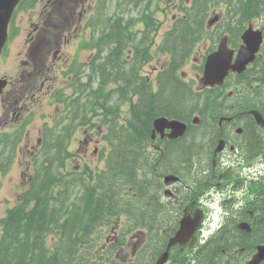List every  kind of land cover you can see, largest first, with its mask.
Here are the masks:
<instances>
[{
	"label": "flooded vegetation",
	"instance_id": "1",
	"mask_svg": "<svg viewBox=\"0 0 264 264\" xmlns=\"http://www.w3.org/2000/svg\"><path fill=\"white\" fill-rule=\"evenodd\" d=\"M163 1L167 8L176 9L166 29L162 26L166 17ZM245 1L239 6L237 1L226 5L225 0H46L42 5V0H21L0 52V162L5 165L3 171L0 169V181L1 171L10 168L16 152L29 153L32 162L27 164L33 166L41 151L49 159L51 151L81 148L82 139L76 136L87 132L85 119L97 118L94 130L99 131L101 120L107 118L106 129H102L106 133L137 120L146 132V142L140 146L139 176L141 195L150 205L145 211L151 212L157 205L155 225L170 223L168 230H164V224L154 242L147 234L133 239L137 243L121 264H199L196 253L211 252L212 245L219 243L218 232L231 228L233 223L249 224L261 204L260 198H264V126L252 114L258 111L264 122V13L258 10V2L264 0ZM38 6L40 11L36 12ZM248 9H255L256 17L247 18ZM237 11L242 13L238 18L233 15ZM21 15L30 20L36 15L32 20L39 22H31L26 31L16 20ZM186 24L190 28L188 35L199 40L181 61V67L189 64L193 73L189 85L197 86L193 93L213 101L202 105L197 113L189 109L181 119H177L174 102L178 96L166 98L168 102L161 113L153 107L158 112L155 117L184 124L182 136L174 138L168 125L160 131L154 128L157 118H146V110L148 100H162L157 94L166 77L162 74L163 36L184 31L181 27ZM246 29L262 35L251 62L239 73L229 71L222 84L202 88L206 56L216 52L224 40L235 61ZM19 37L21 41L13 47L14 39ZM234 38H238L236 44ZM203 39H209L211 45L203 46L205 52L198 58ZM71 41H78L80 46L73 52L67 48ZM182 76L184 73L177 76L181 84L186 83ZM230 87L234 91L229 96L234 93L237 100L227 104L222 94ZM100 88L107 95L97 98ZM97 101L104 102L108 111ZM251 102H259L260 109H251ZM44 106L55 111L47 117L42 111ZM33 132L38 135L35 139L31 137ZM179 148L188 160L178 154L174 168L169 164L174 160L168 156L179 152ZM148 165L155 166L151 182L145 175ZM29 171L28 166L20 174L23 183L30 181ZM183 220L186 232L179 243L169 245ZM219 259L214 264L221 263ZM109 264H114L113 259Z\"/></svg>",
	"mask_w": 264,
	"mask_h": 264
},
{
	"label": "trees",
	"instance_id": "2",
	"mask_svg": "<svg viewBox=\"0 0 264 264\" xmlns=\"http://www.w3.org/2000/svg\"><path fill=\"white\" fill-rule=\"evenodd\" d=\"M229 1L234 3L237 1L239 6L244 3L243 0H225L226 5ZM241 11L243 12L244 9ZM181 28H184V31L163 36V57L172 58L168 66L165 65L166 62H162L163 77L172 72L173 68L174 74L175 70L181 67V61L189 55L190 50L199 40L197 37L188 35L187 32L190 29L188 24ZM173 74L172 78L165 77L164 79L165 91L159 95L162 100L158 102L148 100L146 118L152 119L158 113L153 107L161 113L168 102L165 99L171 96V92H178L172 81L173 79L178 83V79ZM101 95H107L103 88L97 92V98ZM175 96H178L174 101L177 105L182 102L179 97L180 92ZM211 100L205 99L206 102H203V105ZM97 102L104 106V102ZM257 104L259 105V102H251V109L259 110L260 105ZM137 123V120L135 124L132 120L121 130L117 129L111 135L102 137L104 141L102 148L106 155L104 166L99 171L91 170L87 166H84V172L68 171L63 161L67 156L66 152H63L65 156L62 159L61 151H51L49 160L41 152V160L36 164L33 180L28 183L27 187H24L23 192L17 194L15 204L5 211L0 221V264H109L112 259L114 264H117L111 248L108 247V238L118 241V245L113 248L119 251L118 247L124 248L129 236L147 234L149 240L154 242L153 238L158 236L164 224V230H168L169 221L155 228L156 217L159 214L156 215L155 210L145 211L146 199L144 202L139 188L141 186L138 185L137 189L129 190L131 186L137 184L141 162L140 146L146 142V132L138 126L141 122L138 125ZM112 162L122 169L121 176L115 175ZM127 169H129V178L123 177L127 175ZM128 180L129 183H126ZM141 197L143 198L140 200ZM83 202L84 205H80ZM254 214V219L249 223L250 232L238 230L237 223H233L232 227L227 230H221L218 233L219 236L216 235L220 248L215 247L216 250L213 248L211 252L196 253L199 264H208L209 261V264H214L219 257H222L220 264H226L224 261L231 255L232 258H230L234 263L229 261L228 264H245L254 254L255 247L258 244L264 245V199L255 209ZM122 216L126 223L117 228L114 227L113 224L117 223ZM133 224L134 226L127 228L128 225ZM247 237L250 238L248 242H246ZM254 237L256 241H260L254 242ZM219 251L220 253L225 251V253L219 256Z\"/></svg>",
	"mask_w": 264,
	"mask_h": 264
},
{
	"label": "rangeland",
	"instance_id": "3",
	"mask_svg": "<svg viewBox=\"0 0 264 264\" xmlns=\"http://www.w3.org/2000/svg\"><path fill=\"white\" fill-rule=\"evenodd\" d=\"M42 1L43 2L40 5H42V4H44L46 2V0H42ZM259 3L260 2H258V10H259V12L264 13V3H261V4H259ZM161 6L164 8V12L166 14V17H164V19L162 20V26H163V29H166L170 25L171 17L176 14V9L171 10V9L167 8V5L164 3V1L161 3ZM117 8L120 10L121 6H117ZM219 8L221 10V7H217L216 9L219 10ZM38 11H40V6H38L37 9H36V12H38ZM223 13L224 12L222 11L219 15H222ZM254 13H255V9H248V10H246L245 14L253 16ZM21 16H22L21 18H17L16 20L20 21V25L19 26L22 29H25L26 31L29 28L31 22L32 23H38L39 22V20H37V19L32 20V18L35 17L36 15H34L31 18V20H30V18L28 16H24V15H21ZM251 16H247V18H250ZM41 22H42V20H41ZM61 27H62V25H61ZM62 31H65V29H63ZM227 31L224 29V32H227ZM237 39L238 38H234L233 39L234 43L236 42ZM19 41H21L20 37H19V39H14V41L12 43V46L13 47H17ZM210 45H211V41L209 39L208 40H204V39L202 40V45L197 50L198 58H199V55H200L201 52H205L203 46L210 47ZM60 46H64L65 47L66 45L62 44ZM78 47H80L78 41H71L70 45L67 46V48L71 52H73L74 49L78 48ZM63 51H65V49ZM188 65L189 64H186V65L183 66L182 73H184V76H182V78L186 82V83L183 84V86L189 92L186 95L179 96V97H181L182 102L178 103L176 107L178 109H180L181 111L182 110L183 111L184 110L188 111L189 109H196V111H197V109L200 108L202 106V104L200 102H198L199 101V96L197 98H195V95L192 92V91L196 90V86L195 85L191 86L192 91L189 88L190 87L189 86L190 77L193 75V73L190 71V67ZM10 71H11V69L8 70V72H10ZM11 73H14V71H11ZM17 79H18V77H17ZM230 91H234V89L232 87L227 88V89H225L223 91L224 94H222V97L224 98V100H225V102L227 104H232V103L236 102V100H237L236 94L232 93V96L231 95L229 96V92ZM179 92H184V89L181 86H179L178 92L175 95H179ZM236 104H238V103H236ZM239 105H242V104H239ZM101 107L103 108V106H101ZM101 107H99V108H101ZM183 107L185 109H182ZM42 111H43V113L47 114V117H48L50 115V112H54L55 109L44 106ZM179 114L183 115V113H179ZM37 121H38V119H37V116L35 115L34 122H37ZM92 121H98V119L97 118L85 119L84 123H91ZM31 137H32V139H35L36 137H38V135H37L36 132H33L31 134ZM90 137L92 139L91 144L87 145V142H89V138ZM90 137L89 138H84V136L81 137V136L78 135V138H81L82 141H84V145L85 144L87 145V149L85 151H83V159L85 161H87V162L89 161V162L93 163V167L90 166V167H92V168H90L91 170H94V169L95 170H99V168H96L94 166H95V163L98 166H101L100 162L96 159V157L92 156V152H93L94 147L96 146V143L101 141L102 136L101 135H97L95 132L91 131L90 132ZM180 151L179 152H175L174 151L172 154H170L168 156L170 160L171 159L174 160L171 163H169L174 168H177V162H176L177 159H174V157L177 156L180 153ZM181 156L184 157V160H188V156L187 155L182 154ZM74 159L77 162H81V155L79 153H76L75 156H74ZM27 162H32L29 153H25V154L23 153V154L19 155L16 152L15 155H14V159H13L12 165L10 166L9 169L6 170V172L1 177V181H0V221L2 219V216L4 215V211L8 207L13 206L15 204V202H16V200H15L16 199L15 198L16 194H14V193L15 192L17 193L16 185L21 180L20 177H19L20 174L22 172H26L27 169H28V166H29V168L33 167L32 163L30 165H28ZM161 169L163 170V167H161ZM123 215H125V214H123ZM218 219H219V216L214 217L212 223L213 224L217 223ZM162 222H163V220H162ZM124 223H126L125 222V218H124V216H122V218L118 219L117 223H114L113 225H114V227L117 228L119 226H122ZM130 226H134V224L133 225H128L127 228H129ZM0 232H1V228H0ZM208 234H209V231H206L205 235H208ZM158 238H159V235L155 238L154 241H156ZM108 239H107V244H108V247L111 248L110 250H111V253L114 255V259H118V261H120V262H117V264L124 263L123 257L126 256L127 254L131 255V247H132V245L134 243H137V241H131L130 245L128 244L124 248H119L118 247V249H120L118 251V250H115L113 248L114 246L118 245V241L117 240H115V241L111 240V238H108ZM126 242H128V239L126 240Z\"/></svg>",
	"mask_w": 264,
	"mask_h": 264
},
{
	"label": "water",
	"instance_id": "4",
	"mask_svg": "<svg viewBox=\"0 0 264 264\" xmlns=\"http://www.w3.org/2000/svg\"><path fill=\"white\" fill-rule=\"evenodd\" d=\"M19 0H0V49L3 46L6 37H7V25L12 16V12L17 5ZM231 53L225 48L224 44L220 45L219 50L210 55L205 63V68L203 72L202 84L205 86H213L215 84H220L223 80V77L226 74V70L232 69V71H240L245 65L246 61L240 62L239 58H237V62L234 66L231 67ZM244 57H246L244 55ZM247 59L250 57H246ZM251 59V58H250ZM249 62V61H248ZM255 120L258 123H262L261 116L257 112H252ZM160 123L161 120H158ZM264 124V123H262ZM174 130V134H178L182 132L183 129L178 132ZM239 228L244 231L249 230V226L246 223H242L239 225ZM187 229L181 230L177 235L170 240L169 245L174 243H179L181 237L186 232ZM264 260V245L256 247V253L252 256V258L247 262V264H259ZM160 264V263H159Z\"/></svg>",
	"mask_w": 264,
	"mask_h": 264
},
{
	"label": "bare ground",
	"instance_id": "5",
	"mask_svg": "<svg viewBox=\"0 0 264 264\" xmlns=\"http://www.w3.org/2000/svg\"><path fill=\"white\" fill-rule=\"evenodd\" d=\"M243 1H244V0H243ZM246 1H247V0H246ZM246 1H245V2H246ZM240 2H241V1H240ZM259 4H261V3H259ZM237 6H238V5H237ZM247 40H248V39L245 37V41H247ZM239 54H240V53H239ZM236 62H237V60H236ZM243 86H244V85H242V87H243ZM245 89H247L246 86H245ZM204 100H205V99L202 97L201 100H199L198 102H200V103L203 105ZM217 104H218V103H217ZM219 104H220V103H219ZM174 105H175V104H174ZM239 106H242V105H239ZM175 107H176V106H175ZM200 108H201V107H200ZM200 108H198V109H200ZM182 109H185V108L183 107ZM217 110H218V109H217ZM179 111H180V109H179V110H178V109L176 110V113L178 114L177 119H181V118L183 117L184 113L186 112V111L184 110L185 112H184V113L182 112L183 115H181V114H179V113H180ZM182 111H183V110H182ZM242 111H243V110H242ZM236 112H237V111H236ZM239 112H241V111H239ZM220 113H221V112H220ZM185 114H187V113H185ZM248 114H249V113H248ZM226 115H227V114H226ZM167 117H168V116H167ZM168 118H169V117H168ZM158 120H161V122L159 123ZM178 122H179V121H176V120H168V119L165 118V117H159V118H157V119L154 121V128H156V129L159 128L158 131H160V130H161V127H162L163 125H168V126H169V129H179V128H181V124L178 123ZM192 131H193V130H192ZM132 134H133V132H132ZM182 134H183L182 132H179L178 134H174V133H172L171 136L175 138V137L182 136ZM126 136H128V135H126ZM141 144H142V143H141ZM140 148H141V147H140ZM140 150H142V149H140ZM180 150H181V151H180ZM179 151H180V153H179V158H182L181 155L183 154V150L179 148ZM195 159H196V158H195ZM112 166H113V167H112V170L115 171V175H117V176H121V171H122V169H121V168L119 169L118 166H117L114 162H112ZM154 167H155V166H149V165L145 167V175H146L147 179H148L150 182L152 181V178H151V177H152V175H153L151 171L154 169ZM126 172H127V175H124L123 177H128L129 169H127ZM139 176H140V169H139ZM142 176H143V173H142L141 177H142ZM128 178H129V177H128ZM126 183H129V180L126 181ZM140 188H141V187H140ZM144 188H145V187H144ZM147 188H148V187H146L145 189H147ZM138 189H139V188H138ZM141 189H142V188H141ZM143 190H144V189H143ZM148 190H149V189H148ZM137 191H138V190H137ZM151 191H152V190H151ZM151 191H149V193H151ZM83 192H84V191H83ZM83 192H82V193H83ZM142 192H143V191H142ZM143 193H144V192H143ZM145 193H146V192H145ZM82 195H83V194H82ZM82 195H80L81 198H82ZM83 196H84V195H83ZM86 196H87V194H86ZM115 196H116V195H115ZM118 196H119V194H118ZM120 196H121V195H120ZM143 197H144V196H143ZM143 197H141V198H139V199L141 200ZM79 198H80V197H79ZM119 199H120V198H119ZM150 199L152 200V198H150ZM78 200H79V199H78ZM78 200H77V201H78ZM80 200H82V199H80ZM84 200H85V199H84ZM77 201H76V202H77ZM120 201H121V199H120ZM153 201H154V200H153ZM79 202H81V201H79ZM84 202H85V201H84ZM84 202H83V204H80V205H84ZM150 202H151V201H150ZM147 203H149V202H147ZM147 203H146V204H147ZM151 203H152V202H151ZM78 204H79V203H78ZM120 204H121V203H120ZM125 204H126V203H125ZM152 204H153V203H152ZM154 204H155V202H154ZM80 205H79V206H80ZM126 205H127V204H126ZM155 205H156V204H155ZM123 206H124V205H123ZM146 206H148V205H146ZM148 207H150V205H149ZM152 207H154V206H152ZM156 207H157V205L155 206V208H153V210L156 211ZM124 208H125V207H124ZM120 209H122V208H120ZM137 209H139V208H137ZM117 210H119V209H117ZM121 212H122V210H121ZM122 213H123V212H122ZM226 221H227V220H226ZM230 222H231V221H230ZM149 223H150V222H149ZM223 223H224V222H223ZM225 223H227V222H225ZM262 224H263V223H262ZM146 225H147V224H146ZM149 225H150V224H149ZM153 225H154V224H153ZM150 226H151V225H150ZM150 226H149V227H150ZM154 226H156V225H154ZM224 226H225V225H224ZM142 227H143V225H142ZM142 227H140V228H142ZM146 228H148V227H146ZM146 228H145V230H146ZM150 228H151V227H150ZM150 228H149V229H150ZM152 228H153V226H152ZM155 228H156V227H155ZM251 228H252V227H251ZM153 229H154V228H153ZM220 229H221V228H220ZM220 229H219V231H220ZM222 229H223V227H222ZM225 230H227V228H226ZM229 230H230V229H229ZM149 231H150V230H149ZM223 232H224V231H223ZM225 232H226V231H225ZM151 233H152V232H151ZM151 233H150V234H151ZM214 233H215V232H214ZM218 233H219V232H218ZM252 233H253V232H252ZM252 233H251V234H252ZM255 233H256V232H255ZM258 233H259V232H258ZM215 234H216V233H215ZM221 234H222V232H221ZM151 235L154 236V234H151ZM212 235H213V234H212ZM224 235H225V234H224ZM257 235H258V234H257ZM153 236H152V237H153ZM213 236H214V235H213ZM218 236H219V234H218ZM221 236H222V235H221ZM221 236H220V237H221ZM252 236H253V235H252ZM252 236H250V237L252 238ZM261 236L263 237V235H261ZM209 237H210V236H209ZM214 237H215V236H214ZM254 238H255V237H254ZM150 239H151V238H150ZM153 239H155V238H153ZM218 239H219V238H218ZM247 239H248V240H247ZM247 239H246V240H247L246 242H248L250 238L247 237ZM257 239H259V238H257ZM210 240H211V239H210ZM210 240H209V241H210ZM213 240H214V239H213ZM213 240H212V241H213ZM251 240H252V239H251ZM209 241H208V242H209ZM216 241H218V240H216ZM220 241H221V240H220ZM222 241H223V240H222ZM253 241H254V239H253ZM257 241L259 242L260 240H257ZM257 241H256V238H255V241H254V242H257ZM128 242H131L130 236L128 237ZM206 242H207V241H206ZM206 242H205V243H206ZM210 242H211V241H210ZM210 242H209V244H210ZM213 242L215 243V241H213ZM241 242H242V241H241ZM205 243H204V244H205ZM212 244H213V243H212ZM218 244H220V243H218ZM246 244H247V243H246ZM253 244H254V243H253ZM202 245H203V244H202ZM210 245H211V244H210ZM214 245H215V244H213L212 246L215 247ZM247 245H248V244H247ZM258 245H259V244H258ZM220 246H221V245H220ZM213 247H212V249H213ZM218 247H219V246H218ZM240 247H241V246H240ZM219 248H220V247H219ZM233 249H234V247H233ZM210 250H211V249H210ZM215 250H216V248H215ZM231 250H232V248H231ZM231 250H230V252H231ZM240 250H241V249H240ZM249 250H250V249H249ZM217 251H218V250H217ZM220 251H221V250H220ZM220 251H219V253H220ZM226 251L229 253L228 250H226ZM236 251H237V248H236ZM237 252H238V251H237ZM245 252H246V251H245ZM245 252H244L243 254H245ZM208 253H210V252H208ZM213 253H215V252H213ZM228 253H227V254H228ZM216 254H218V253H216ZM230 254H231V253H230ZM240 254H241V253H240ZM228 255H229V254H228ZM234 255H237V254H234ZM249 255H250V254H249ZM249 255H247V257H248ZM206 256H207V255H206ZM208 256H209V255H208ZM208 256H207V257H208ZM211 256H212V254H211ZM211 256H210V259H211ZM216 256H218V255H216ZM219 256H221V253H220ZM224 256H225V255H224ZM226 256H227V255H226ZM226 256H225V257H226ZM250 256H251V255H250ZM230 257L232 258V255H231ZM230 257H229V258H230ZM241 257H242V254H241ZM213 258H214V257H213ZM215 258H216V257H215ZM215 258H214V259H215ZM219 258H220V257H219ZM221 258H222V257H221ZM221 258H220V259H221ZM223 258H224V257H223ZM237 258H238V257H237ZM242 258H243V257H242ZM242 258H240V259H242ZM220 259H219L218 261L221 262ZM115 260H116L117 262H120V261H118V259H115ZM229 260H230V259H229ZM222 261H224V260H222ZM226 261H227V260H226ZM231 261H232V259L230 260V262H231ZM232 262H233V261H232ZM206 263H208V262H206ZM209 263H210V261H209ZM209 263H208V264H209ZM218 263H219V262H218ZM224 263H225V261H224ZM228 263H229V262H228ZM228 263H226V264H228ZM233 263H234V262H233ZM233 263H232V264H233ZM211 264H213V263H211ZM216 264H217V263H216ZM219 264H220V263H219ZM222 264H223V263H222ZM236 264H237V263H236Z\"/></svg>",
	"mask_w": 264,
	"mask_h": 264
}]
</instances>
